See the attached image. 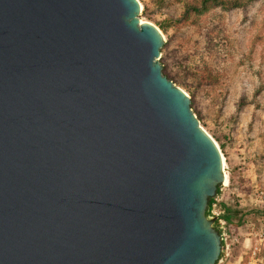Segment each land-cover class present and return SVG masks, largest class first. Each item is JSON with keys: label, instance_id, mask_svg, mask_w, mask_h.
Segmentation results:
<instances>
[{"label": "water", "instance_id": "obj_1", "mask_svg": "<svg viewBox=\"0 0 264 264\" xmlns=\"http://www.w3.org/2000/svg\"><path fill=\"white\" fill-rule=\"evenodd\" d=\"M139 0H0V264H217L223 156Z\"/></svg>", "mask_w": 264, "mask_h": 264}, {"label": "rangeland", "instance_id": "obj_2", "mask_svg": "<svg viewBox=\"0 0 264 264\" xmlns=\"http://www.w3.org/2000/svg\"><path fill=\"white\" fill-rule=\"evenodd\" d=\"M139 2V17L165 37L163 75L176 74L166 77L190 97L224 157L226 181L209 213L216 218L220 212L215 226L223 256L217 264H264V0L215 8L181 26L174 22L180 4L159 11L152 0Z\"/></svg>", "mask_w": 264, "mask_h": 264}, {"label": "trees", "instance_id": "obj_3", "mask_svg": "<svg viewBox=\"0 0 264 264\" xmlns=\"http://www.w3.org/2000/svg\"><path fill=\"white\" fill-rule=\"evenodd\" d=\"M250 1L252 0H152V3L159 11L172 4H180L182 7V14L174 22L178 23V25L181 26L187 23L194 24L197 17L202 16L215 8L234 10L237 8L246 7ZM167 48L168 47L166 46V44L162 47V49H164L165 51L167 50ZM182 63L184 64L185 69H191L188 59L184 58ZM166 76L171 80L177 79L176 74H173L172 72L167 73ZM219 190L220 188H218L216 195L218 194ZM214 199H212L209 203V213L214 203ZM222 256L223 252L221 253L220 259L222 258Z\"/></svg>", "mask_w": 264, "mask_h": 264}, {"label": "built area", "instance_id": "obj_4", "mask_svg": "<svg viewBox=\"0 0 264 264\" xmlns=\"http://www.w3.org/2000/svg\"><path fill=\"white\" fill-rule=\"evenodd\" d=\"M216 196H217V195H216ZM211 208H212V207H211ZM210 210H211V209H210ZM216 215H217V217H218V216L220 215V212H219V214H216ZM212 217H214V216H212ZM217 217H216V219H217ZM218 222H219V223H222V220H221V219H218ZM221 239H223V238H222V235H221Z\"/></svg>", "mask_w": 264, "mask_h": 264}, {"label": "bare ground", "instance_id": "obj_5", "mask_svg": "<svg viewBox=\"0 0 264 264\" xmlns=\"http://www.w3.org/2000/svg\"><path fill=\"white\" fill-rule=\"evenodd\" d=\"M218 145V144H217ZM223 163H224V157H223ZM226 174V173H225ZM226 177H227V174H226Z\"/></svg>", "mask_w": 264, "mask_h": 264}]
</instances>
